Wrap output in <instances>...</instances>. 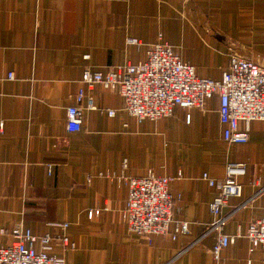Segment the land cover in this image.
Wrapping results in <instances>:
<instances>
[{
  "label": "crops",
  "instance_id": "0c3cea01",
  "mask_svg": "<svg viewBox=\"0 0 264 264\" xmlns=\"http://www.w3.org/2000/svg\"><path fill=\"white\" fill-rule=\"evenodd\" d=\"M158 39L201 77L219 79L230 48L264 65V0H0V245L21 220L50 235L47 253L63 264H264V248L245 236L264 200V121L249 120L247 139L228 142L217 95L138 120L116 89L80 79L85 64L143 60ZM79 88L80 127L67 131L65 108ZM88 96L93 107L84 106ZM227 161L245 171L221 207L222 231L233 238L214 260L216 233L205 230L216 189L201 173L219 180ZM148 172L173 177L163 234H137L121 217L126 177ZM90 209L98 212L89 217ZM174 220L186 230L172 237Z\"/></svg>",
  "mask_w": 264,
  "mask_h": 264
},
{
  "label": "built area",
  "instance_id": "2783aa9c",
  "mask_svg": "<svg viewBox=\"0 0 264 264\" xmlns=\"http://www.w3.org/2000/svg\"><path fill=\"white\" fill-rule=\"evenodd\" d=\"M126 40L135 42L132 37ZM227 53L228 61L219 79L201 77L196 75L192 64L179 58L171 45L158 39L146 49L143 60L107 65L104 69H92L85 64L80 79L87 84L98 82L106 88L116 89L123 98L124 109L138 120L168 115L174 105L201 107L207 97L217 95L216 110L222 124V138L228 142H243L248 135V121H264V65L236 53L233 48ZM83 57L88 55L83 54ZM8 76L12 74L8 73ZM83 94V89L79 88L75 94L77 103L65 108L67 131L80 127L83 106L79 102ZM84 106L93 107L89 96ZM107 113L112 114L113 109H107ZM185 117L188 119L189 114L186 113ZM239 120L244 123L243 129L237 127ZM50 169L47 164V173ZM244 171L243 162L227 161L223 177L219 180L208 176L205 171L201 173V177L216 189L207 203L210 220L205 230L216 233L209 249L214 260L220 249L232 241L233 236L222 231L227 215L221 213V207L229 195L239 193L240 184L236 176ZM172 178L150 172L126 177L127 194L121 217L129 230L141 235L167 231L174 200L168 189ZM97 212L98 209H90L87 216ZM54 224L65 226V223ZM185 230V221L174 220L172 237ZM11 233L14 240L8 245H0V264H63L62 258L47 253L49 234L35 235L23 226L21 220L15 221ZM245 236L250 248L257 245L264 248V200L260 216L249 221ZM59 238L64 246H73L66 235ZM37 242L39 247H36Z\"/></svg>",
  "mask_w": 264,
  "mask_h": 264
}]
</instances>
